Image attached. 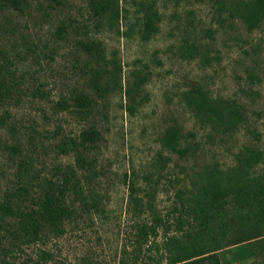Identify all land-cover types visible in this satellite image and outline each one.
I'll return each mask as SVG.
<instances>
[{
  "label": "rangeland",
  "instance_id": "rangeland-1",
  "mask_svg": "<svg viewBox=\"0 0 264 264\" xmlns=\"http://www.w3.org/2000/svg\"><path fill=\"white\" fill-rule=\"evenodd\" d=\"M246 1L118 0L113 23L94 15L89 0H20L17 9H0V202L36 206L46 181L60 183L69 167L82 191L66 196L75 213L62 233L46 229L24 244L14 237L17 220H0V264H169V249L197 228L188 223L198 214L196 172L227 171L240 152L255 149L262 160L249 175L264 173V17L248 28L235 12ZM142 2L159 15L147 40ZM87 41L96 51L81 45ZM195 88L239 105L230 132L187 104ZM78 93L92 99L85 112L74 104ZM172 125L188 146L183 156L162 146ZM89 127L100 137L78 165L75 151L60 147ZM220 211L225 221L236 213L230 202ZM142 224L155 233L140 238ZM244 231L232 227L228 237ZM262 244L264 237L240 241L219 256L223 264H264Z\"/></svg>",
  "mask_w": 264,
  "mask_h": 264
},
{
  "label": "trees",
  "instance_id": "trees-1",
  "mask_svg": "<svg viewBox=\"0 0 264 264\" xmlns=\"http://www.w3.org/2000/svg\"><path fill=\"white\" fill-rule=\"evenodd\" d=\"M20 0H0V9L12 6L19 8ZM220 2V0H216ZM143 9L141 38L149 39L157 30L159 19L158 10L152 3L142 2ZM89 7L94 15L107 18L113 23L119 20L120 10L118 0H89ZM241 16L248 28L255 27L264 17V0H247L240 2L235 11ZM59 28L58 31H62ZM81 45L88 51H96V42H82ZM187 51H189L187 49ZM94 85L99 81L94 79ZM3 86L0 82V97L3 94ZM185 99L197 114L209 120L222 133L230 132L241 120L239 105L234 101L225 99H212L205 90L195 88L185 93ZM74 104L77 110L85 112L91 106L92 99L85 93L75 95ZM99 131L95 127L84 129L78 138L63 140L60 150L75 151L76 161L83 164L86 161L83 149L98 141ZM183 139L181 128L176 125L169 126L161 139L162 146L170 151L183 156L188 151V146H180ZM262 160V152L249 149L237 155V164L227 171L218 167H207L202 172L195 173V196L199 201H194L192 211L198 213L188 223L194 229V234L187 232L189 242H177L176 249H169V264H223L219 256V250L231 246L240 241H249L258 237H264V173L258 178H252L250 170ZM75 177L73 167H69L63 174L60 183L47 180L41 194L36 199V206L23 209L21 206H13L8 201L0 202V220L4 217L16 219L18 225L14 237L23 240V243H33L41 238L44 231L49 229L55 233H62V224L73 216L74 209L66 203V196L72 189L81 191L78 181H72ZM130 197L135 199L134 205L141 204L134 196L136 187L129 183ZM140 200V199H139ZM190 201V200H189ZM231 203L234 206L235 216L228 221L222 220L220 208L224 204ZM190 205V204H189ZM184 209V204L181 209ZM195 221V224H194ZM183 224V220L180 221ZM234 228H248L247 234L242 232L237 240L228 237L229 230ZM149 233H155V227L149 229L142 224L138 235L146 238ZM174 238H170L168 244L174 245ZM264 250V245L259 246ZM46 254L45 252H43Z\"/></svg>",
  "mask_w": 264,
  "mask_h": 264
}]
</instances>
